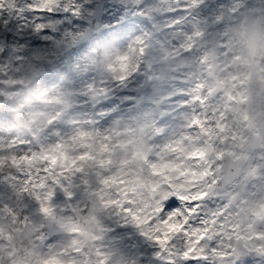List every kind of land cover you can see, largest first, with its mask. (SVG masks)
<instances>
[{"label":"clouds","instance_id":"1","mask_svg":"<svg viewBox=\"0 0 264 264\" xmlns=\"http://www.w3.org/2000/svg\"><path fill=\"white\" fill-rule=\"evenodd\" d=\"M165 223L264 264V0H0V264H162Z\"/></svg>","mask_w":264,"mask_h":264},{"label":"snow or ice","instance_id":"2","mask_svg":"<svg viewBox=\"0 0 264 264\" xmlns=\"http://www.w3.org/2000/svg\"><path fill=\"white\" fill-rule=\"evenodd\" d=\"M195 124L200 125L201 121L199 119L194 121ZM84 157H81L83 159ZM53 164L56 163L53 159ZM164 227L167 228V231L163 233L161 237H157L156 243L159 245L160 251L157 253V258L162 261V264H179L180 260L188 261L194 259V253L196 252L195 242L191 237L197 234L198 230H193L191 232H186L184 235L188 238L187 245H181L176 249H172L169 246V242L173 240L175 234L180 233L182 230V225L179 223L170 224L165 223ZM175 257L176 259H173Z\"/></svg>","mask_w":264,"mask_h":264}]
</instances>
